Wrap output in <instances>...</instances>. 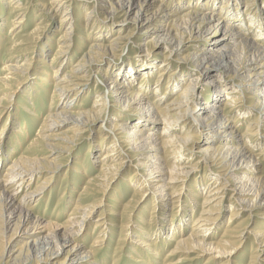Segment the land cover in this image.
<instances>
[{"label": "bare ground", "instance_id": "bare-ground-1", "mask_svg": "<svg viewBox=\"0 0 264 264\" xmlns=\"http://www.w3.org/2000/svg\"><path fill=\"white\" fill-rule=\"evenodd\" d=\"M78 1L83 3L78 10L81 12L86 10L82 22L90 18L92 20L98 16L99 11L105 13L109 8L106 14L109 17L108 21L111 22L110 28L114 23L110 17L112 19L117 17L120 20L117 33L108 43H104L108 28L101 27L98 21H93L85 37L90 38L96 30L97 33L92 35L93 39L89 43L87 54L64 73L62 67L70 62L67 61L69 58L62 59L53 69H51L53 63H49L41 73L47 77V81L42 77L37 79L39 83L41 82L38 85L39 90L44 88L43 81L53 89L50 93V110L42 119L36 137L25 144L26 149L18 158L9 161L5 173L0 177V259L5 257L7 245L13 237H27L36 233L33 240L23 241L11 251L7 256L10 263L99 264L102 262L104 264L106 259L102 258L98 261L97 248L102 245L101 243L103 245L108 243L105 237L111 236L117 229L119 233L112 256V264H117L123 246L122 238L132 233L127 227L128 221L122 219L123 211L127 209L128 204L120 207V198L112 199V209H109V205H107L109 208L103 207L95 219L91 230V235L93 236L94 233V237L87 251L84 250L83 245L74 241L85 228L89 227L87 217L91 208L100 206V203L104 202L102 195L107 188L104 179L112 178L119 170L128 169L130 165H126L127 160H131L135 162L134 167L145 174H139V178L136 179L138 172H133L131 180H134V184L140 185L135 186L134 190L142 193L141 190L146 191L149 184L153 183L154 190L156 189L158 194L154 195L150 214L156 211L163 215L162 219L156 222L158 224L156 229L149 228L151 216L149 222L145 224L146 232H150V236L146 233L144 237L147 240L148 237H153L152 240H148L152 245L150 242L145 244L147 240L140 242L139 245L143 250L146 247L150 252L149 255H157L154 254L156 250L153 248L156 243L159 244V250L165 247L166 243L159 241L161 237L158 235L162 231H167L164 235L169 237L167 241L173 243V247L164 254L166 257H163L161 264L190 263L193 259L187 260L189 254L198 256L199 252L212 247L215 249L220 246L231 247L229 252L235 254L239 247L250 240V247L255 243L261 250L257 247L253 249L249 264H264V171L261 167L264 159V0H260L261 5L256 4L257 0H51L47 5L36 4V8L41 9L43 13H49L52 17L62 13L60 20L57 21L58 26L69 22L67 30L57 41L51 62L66 53V49L70 47L71 43L66 42L69 37L68 31L73 29L70 20L77 8L75 2ZM17 7L18 5L11 11L14 16L21 14L17 11ZM180 10L181 13L177 14L176 12ZM23 17V14L18 16L9 29L10 37H6L7 49L16 50L17 47L19 49L24 45L26 38L20 40L19 31L16 32H19L18 34H13L14 30L21 29V24L25 22ZM127 24L131 25L132 29L123 35L122 28ZM109 33L111 32L107 35ZM134 33L137 38L149 37L145 45H152L150 53L146 51L141 54L140 60L133 61L145 68L133 66L129 59L125 71L120 72L121 67L114 70H118L113 73L116 77H112L110 71L100 74L97 70L95 76L91 77L90 73L94 72V67L100 68L99 66L104 63L107 68L114 66L110 63L114 60V51L124 42L131 41V35ZM199 44L203 47L197 49L195 53L190 52ZM159 51H163L161 62L149 60L151 56L159 55ZM168 56L169 60L170 56H176V63L188 64L190 70L187 75L191 74L188 79L187 75H182L181 67L174 66V70L170 71L169 67L172 66L169 62H165ZM25 62L28 63L29 60ZM25 62L20 67L2 66L4 73L0 77V82H3L0 83L1 88H8L9 85L6 83L10 77L8 75L26 69ZM48 71L52 76L48 75ZM154 72H157L155 80ZM201 79L202 85L198 82ZM93 80L95 90L92 91L91 107L88 110L75 108L79 96L82 93L89 94L88 82ZM228 80L229 83L226 82ZM145 83L148 84L144 85ZM226 85L230 86L227 90L204 96V87L214 90ZM179 87L182 89L175 98L167 101V98ZM1 88L0 93L3 90ZM85 89L87 90L83 92ZM56 92H59V97ZM7 94L10 95L7 92L3 100L6 99ZM34 94L35 97L39 96L38 90L34 91ZM56 98L65 100L64 105H60L59 109L52 107ZM202 98L210 99L211 103L205 105ZM221 100L223 107L219 108L218 102ZM243 100L247 101V108L249 107L250 111L243 108L245 107L241 104ZM109 102H112L111 107L114 109L138 112V119L133 123L132 119L126 116H114L105 121V124L108 121L113 123L111 127L106 128L104 114ZM24 108L22 113L36 120V109L29 111L27 107ZM22 113H19V117H22ZM248 116L251 119L248 120L244 131L239 132L241 123ZM11 117L13 116L9 115L7 118L11 119ZM22 119L24 123V118ZM99 120L102 123L98 126V130H94L93 126ZM128 123L133 126H129ZM27 126V123L20 124L17 130L11 132L8 137L9 141H13L11 147L9 141L6 146L1 145L6 127L2 135L0 132V164L1 160L4 159L5 162L8 157L6 150L11 149L12 152L14 143L20 146V140L28 136ZM69 126L72 131L67 134L68 130L65 129ZM204 130L206 135L203 140L197 141L202 135L198 134V131L203 133ZM56 131L60 133L48 134ZM86 132H89L86 136L89 142L96 138V133H99L96 154L104 150L105 139H111L109 146L105 148L107 151L101 153V159L98 161L99 174L95 177H86L91 162L78 163V168H74V172L86 177L84 187L77 193L76 200H73L72 211L65 222L61 225L52 223V220H46L47 215L38 214L31 206H27L38 201L40 194L52 182L59 166L54 162L64 153H69ZM54 138L61 142L62 147L57 149L52 145ZM260 144L262 150L252 154V149ZM45 149L49 150L50 155L44 158ZM196 155L197 161L209 168L212 173L209 180L212 181L205 184V195L199 205L192 202L190 208L183 205L177 213H173L174 203L178 201V190L198 164V162L192 163V158ZM148 168L149 172L146 174ZM41 172H52V174L45 181L37 183L33 190L30 189L33 180L38 179ZM127 182L131 183V181ZM203 185L204 183L200 186ZM196 189L200 192L199 187ZM97 194L102 197L96 204L84 205L85 198ZM65 195L62 192L60 197L58 196L57 203L61 202ZM143 197L142 193L139 201ZM71 201L69 195L65 207ZM194 204H196L195 208ZM228 205L239 206L245 210L248 213L247 219L257 216L262 220L258 221L255 229L248 231L245 229V224L229 225L243 214L239 209L231 211L219 242H210L208 230L220 224L221 215L227 210ZM119 209L122 211L119 212ZM188 209L191 214L197 209V215L192 221L189 234L184 236L185 224L182 221ZM255 210L257 213L261 210V213L256 215ZM168 211L170 219L166 220L164 216ZM116 218L118 223L114 225ZM143 230L138 228V236L144 234ZM8 231L11 233L4 244L3 237H6L5 233ZM206 241L209 243L204 244ZM133 243L138 242L133 241ZM219 250L226 251L224 248ZM64 252L63 261L56 262ZM177 254L184 255L173 259ZM153 258L152 260L156 262ZM149 261L147 257L144 262L142 259L134 262L148 264Z\"/></svg>", "mask_w": 264, "mask_h": 264}, {"label": "rangeland", "instance_id": "rangeland-1", "mask_svg": "<svg viewBox=\"0 0 264 264\" xmlns=\"http://www.w3.org/2000/svg\"><path fill=\"white\" fill-rule=\"evenodd\" d=\"M50 1L51 0H0V77L4 73V72L2 73V69H1L2 66L6 65V66H19L20 67L22 66V64H24L25 60H29L28 63L25 62L27 67L24 71H20L18 73L8 75L10 76L9 80H7V82L4 81L9 85L8 88L0 87L1 89H3L1 91L2 94L0 93V99H2V101L0 102V111H1L0 132H1V135H2V131L4 127H6V129L3 132L4 134L2 137L1 145L3 144H5V146L7 145V142L9 141L8 137L10 136L11 132L14 130H17L20 124L24 125L25 123H27L28 125L27 130L29 129L28 134H27L28 136L23 137L25 141L23 139L20 140L22 143V144L20 143V146L17 145V143H14V147H13L14 149L12 150V152H11V149H8V151L6 150V157L7 156L8 157L6 158L7 161L5 160V162H3L4 159L1 160L0 177L3 176V174L5 173L6 166L9 165L10 162L13 161V159L18 158L20 154L22 153V151L26 149L25 144L28 141H30L31 138L36 137V134L38 132L42 119L46 116L47 114L46 112L50 110L49 109V106L51 103L50 93L53 91V89L52 87L47 86V83L43 81L42 83H44V88L42 90H39L38 85L41 84V82L39 83V80L37 81V79L40 77L45 78V81H47V77L41 74L43 70H45L44 69L45 66L48 65L49 63H53L52 68H51L53 69L54 67H57V65L59 64V62L62 61V59L69 58L67 59V61L70 60V62L67 64L65 63V65L62 67L64 69L62 73H64V72H68L69 69L73 67V65H75L78 61H80L81 57L87 54L89 43L93 39L92 35L97 33V30H96V32L90 35V38L85 37V34L88 33V29L91 26L93 21L100 22L99 25L101 27L105 26L104 28H108L107 31L111 32L108 35H107L108 32L106 33L105 40L103 41L104 43H108V41L112 38V36L116 35L115 33H117V26H119L118 22L120 20H118L117 17H113L114 20L112 19V17H110L111 21L114 22L110 28L109 25L111 24V22L108 21L109 17L106 14L109 11V8L106 10L105 13L103 11H99L98 16L97 17L95 16L94 18H92V20L90 18V19H87L88 21L82 22L83 18L85 17L86 10L82 12L78 10V7L79 6L81 7L83 3L79 1L77 3L75 2V8L76 7L77 8L74 11V16H72V19L70 20L71 26L73 27V29H70L68 31L69 37H68V42H66L68 44L69 42L71 43L70 47L66 49L67 51L66 53L61 54L58 57L55 56L56 60L51 62L50 60L53 58L54 51L56 50V47H57V41L61 37V35L67 30L66 28L69 26V22H64L62 25L58 26L57 21L60 20L59 18L62 16V13L57 14L58 18L52 17L49 13L48 14L43 13L41 9H39L38 7L37 9L35 7L36 4H46L47 5ZM256 4L261 5V1L257 0ZM17 5L18 7L16 9H18L17 11L19 13L24 15L23 18L25 22L21 24V29L14 30L13 34L19 31L20 32V33L18 32L19 34L16 33L19 35L18 38L20 40H23L26 38V41L24 45L22 46V48L19 47L18 49L17 47L16 50H10V49H7L8 47L6 46L8 42V40L6 41V37L7 36L10 37L8 35L9 29L12 26V23L16 21L18 16L21 15L19 14V15L14 16L13 13L11 14L12 9H15L14 7H16ZM181 11L182 10L176 13L179 14L181 13ZM101 21H104V22H101ZM104 28H102V31L104 30ZM109 29H112V30H109ZM131 29H132L131 25L127 24L126 27L122 28L123 35H126L128 31H131ZM148 39L149 37L137 38V35H135V33L132 34L131 41L124 42L114 51V54H113L115 56L114 60L111 59L113 61L110 62L114 66L113 67L110 66L109 68H107L106 63H104L99 66L100 68L94 67L93 69L94 72L90 73V76L91 77L95 76L94 73L97 70L100 74H106L107 71H110L111 76L116 77L113 75V73L115 74V72L118 70L116 71L114 70L117 69V67H121L119 71L120 72L123 70L125 71L126 70L125 68L128 66L127 64L129 62V59H130V62L134 64L133 66L138 67L139 65H137L133 61L136 59L140 60L142 57L141 54L146 53V51L149 53L150 51H152L151 44L145 45L146 43L145 41H147ZM202 47L203 46L199 44L197 48H195L192 51L190 50V52L195 53L197 49H200ZM158 53L159 55L151 56L149 60L157 61L158 63L161 62L162 60L161 56H162L163 51H159ZM176 58H177L176 56H170V60H169V56H168L167 60L165 61V62H169L170 66H172V67H169L170 71L174 70L173 69L174 66L181 67L182 75H187L188 71L190 70L188 64L184 62L182 64L176 63L175 62ZM140 67L141 69L145 68V66H139L138 68ZM154 73L156 74V75L154 74V77H153V79L155 80L157 76V72H154ZM48 75L52 76V73L48 71ZM190 75H187V79L189 78ZM214 79L216 80V78ZM198 82L199 84L202 83V79L201 81H198ZM226 82L229 83V80ZM0 83H3V82H0ZM94 83H95L94 80L92 82L91 81L88 82L89 94L86 95V93L85 94L82 93L83 95L81 94L79 96L78 104L76 103L75 108L81 107V109L83 110H88L91 107L92 100H93L92 91L95 90L93 88ZM147 84L148 83H145L144 85H147ZM228 86L229 85H226L222 88L218 87L219 89L217 88L214 90H210L208 87H204L205 89L204 90L202 89V90L205 93L204 96L206 97V95L208 96L210 94L215 95V93H217V91H220V90L225 91V89L227 90L230 87ZM181 89L182 87H179L178 89H176V91L173 92L168 97L169 99L167 98V101L175 98V96L180 92ZM37 90H38L39 96L35 97L34 91H37ZM86 90L87 89L83 90V92H85ZM162 90H163V87H162ZM7 92L10 93V95L7 94V97L9 98L6 97V99L3 100ZM56 95L59 97V92H56ZM71 98H69V100ZM58 100L59 98L55 99V101L52 104V107H56V109H59L60 105H64L63 103H65V100H61V99L59 101ZM202 100H203L202 102H204L205 105L206 103H211L210 99L208 100V99L202 98ZM72 103L70 105H72ZM241 104L245 106L243 108H246L245 109L246 111L251 110L249 109V107L247 108V105H248L247 101L243 100V103ZM111 105H112V102H109V104L107 105L105 114H104V126L106 128L111 127L113 123L111 122L109 123L108 121V123L105 124V121H107L109 118H112L114 116L115 117H117L118 115L126 116L128 117V119L130 120L132 119L131 120L132 122L137 120L138 119L137 117H139L138 112H135V111L126 112L125 111L126 109L125 110L114 109L111 107ZM24 107H27L26 109L29 111L33 110V108L36 109V120L34 117H31L27 114L22 113V109H25ZM218 107L219 108L223 107L222 100L218 102ZM19 113H22V117H19ZM9 115L13 117H11V119L10 118L8 119L7 117ZM22 118H24V121H25L24 123H23ZM233 118H235V116H233ZM250 119L251 117L248 116V118L245 119L243 123H241L239 127V132L244 131L247 125V122ZM101 123H102L101 120L97 121L96 124L93 126V129L98 130V126ZM128 125L133 126L131 123H128ZM71 129H72L71 126L67 127L65 129V130H68L66 133L70 134L72 131ZM142 130H145V129H142ZM145 131L148 132L147 130ZM57 133L59 134L60 132L56 131L55 133H48V134L56 135ZM88 133L89 132H86L84 135L81 136V138L77 141L76 145L73 146V148L71 149V151H69V153H64L63 156L59 157L58 160L54 162L55 164H57V166L58 165L59 166L55 172V175H53L52 182L46 189L43 190L44 192L40 194L38 201H34L31 205L27 206V207L31 206L38 214L44 213L43 215L45 216L47 215L46 220H52V223L61 225L65 222L68 215L72 211V204L77 198V195H78L77 193L80 191V189L84 187L86 177H95L99 174V162L98 161L101 159V153L107 151L105 148L109 146L108 144L111 139L108 140L106 138L105 139L106 145H105V142L103 143L104 150H101V153L99 151L98 154H96L95 152L98 151V148H96V145H98L97 142L99 139L97 138L99 136V133L95 134L96 138L94 137L93 139H91V142H89V140L86 137ZM198 134H202L200 138H197V141H201L203 140L202 138H204V136L206 135V131L204 130L203 133H201V131L200 132L198 131ZM56 138H54L55 140L52 145L58 149L62 146H61V142H58ZM11 145H13V141H9V147H11ZM95 148L97 149V151H95ZM261 150H262V146L260 144L256 148L252 149V154L258 153ZM48 151L49 150L45 149L44 154H43L44 158L50 155ZM197 159H198L197 155L194 156L192 158V163L194 164L198 162ZM185 160H187V158ZM83 162H85V164H89L91 162V164L88 165L89 169L86 171V177L81 176L80 174H76L74 172V168H78L77 166L78 163L81 164ZM134 164L135 162L131 160L129 161L127 160L126 165L127 166L130 165L128 169L119 170L118 173H116L112 178L106 177L107 179H104V181L106 182L105 184H107L105 193L104 195H102L104 198V202L100 203V206L91 208V211L88 213V217H87V222L89 223V227L85 228L80 233V235L76 238L74 243L83 245L85 248L84 250L87 251L94 237V233H93V236L91 235V230L95 224L94 223L95 219L99 216L103 207L107 208L108 207L107 205H109L110 208L109 207L108 208L112 209L111 208L112 199L120 198L119 200L121 201L120 207L126 203L128 204V206L126 207L127 209L123 211L124 214H123L122 219H126V221H128L127 227L128 229L132 230L131 231L132 233H129L127 234L125 238H122L123 246H122V249L120 250V254H119L120 257L118 258L117 264H140L134 261H137V260L141 261L142 259V262H144L145 258L147 257L150 260L149 261L150 263L148 264H161L162 260L166 257L164 256V254L167 251L172 249L173 243L171 242L168 243L167 240L169 239V237L167 235L166 236L164 235L165 233L167 234V231H162L158 235V237L159 236L161 237L158 240L159 241L162 240L161 242L166 243V245L165 247H162V250H159V244L158 243L155 244L153 248L156 250L154 252V254H157L156 256L149 255L150 252L146 250V247L144 248L145 250H143L141 248V245H139L140 242H145L147 240L144 237L146 233H148V235L150 236L149 234L150 232H146L147 229L145 227L146 222H149L148 220L149 217L150 216L152 217L149 228L152 227L156 229L158 225L156 224V222H159L162 219L163 215L158 214L156 211H153V213L150 214L152 211L151 204L153 203L154 198H155L154 195L158 194L155 191L156 189L154 190L155 186H153L154 185L153 183L151 185L149 184L146 191L144 190L140 191L144 194L145 198L143 197L139 201L140 195L142 193H137L138 190L135 191L134 187L135 186L138 187L140 185L137 183L134 184V180L133 181L131 180L133 179L131 175L133 174L134 171L138 172V175H136V179H138L139 174H142V175H145V174H143V172H141L139 169L134 167ZM261 167H262V171H264V159L262 160ZM148 172H149V168L146 171V174ZM51 174L52 172H41L38 179L33 180V183L30 189L33 190L37 183H41L45 181V179L48 176H51ZM211 174L212 173L210 172L209 168H207L201 162H198V164L193 168L191 176L184 181L183 186L180 188V190H178V193H177L178 201L174 203L175 206H174L173 213H177L183 207V205L185 207L190 208L192 202L196 203L197 205L200 204L201 198L205 195V191H206L205 184L207 182L212 181V180H209V177ZM205 179L207 180L205 181ZM127 181H131V183L129 182L130 184H128ZM203 183L204 185L201 187L200 185ZM151 187H153V189ZM197 187L200 188V192L197 191L196 189ZM71 190H72V193H70ZM62 192L66 194L65 198L61 202L57 203L58 196L61 195ZM69 195L71 196L72 201L69 202V204H67L65 207V204L67 202V197H69ZM102 196L100 194H97L94 196L95 198L94 197H89L87 199L85 198L84 205H88V206L94 205L96 204L97 200L99 201L101 199ZM162 202H165V201H162ZM196 204L193 205L194 208ZM226 208L227 210H224V213H222L221 215L220 224L214 225L212 229L210 228L208 230V232L210 233L209 235L211 239L210 242H213V243L219 242V240L221 239L223 230L226 229L225 228L226 223L227 221H229L231 211L239 209L240 212H243V214L240 217H238L236 220L231 221L229 225L231 224L234 225V224H239V223L245 224L246 225L245 229L248 231L255 229L257 227L256 224L258 223V221L262 220L260 218H257V216H251L247 219L248 213L245 212V210H242V208H240L239 206L228 205ZM121 211L122 209H119V212ZM259 213H261V210L258 211V213H257V210L254 211V214L256 215ZM169 214H170L169 211L165 214L164 218L166 220L170 219ZM190 214H191V211L190 209H188L182 221L185 224L184 226L185 230L183 232L184 236L189 234V231H190L189 229L192 226V221L196 218V215H197V209L193 211V214L191 215ZM114 221H116L114 222V225L115 223L116 224L118 223L117 218ZM171 226H173V224H171ZM138 228H141V229L143 228L144 230L142 231V233L144 234L140 233L141 235L138 236L139 234ZM10 233L11 231H8L5 233L6 237H3L4 244L6 241H8V237ZM118 233H119V230L117 229L114 230V233L111 236L105 237L108 243H106L105 245L101 243L102 245L99 248H97L98 255H100V256L97 255V258L99 257L98 261L104 258L106 259V262L104 264H112V256L114 254L113 252L115 248V243L117 241ZM86 234H88V236H86ZM35 235L36 233L34 235L32 234L28 235L27 237L26 236L21 237V238H19L18 236L13 237L10 240L9 244L7 245V248H6L7 252L4 255L5 257L0 259V264H12L7 260V256H9L11 251H14L21 244V242L29 240V239L33 240ZM138 237H140V239ZM152 239L153 237H150V238L148 237V240H152ZM158 240H156V242ZM133 241H136L138 243L135 244L133 243ZM149 242L150 241L145 242V244L146 243L148 244ZM151 243L152 242H150V244ZM207 243H209V241H206L204 244H207ZM250 244H251V240L248 241L246 244L242 245L241 247H239L237 249L238 251L236 250L237 252L235 254L229 252L231 250V247L220 246V248L218 249H215V247H212V248L208 247L211 249L199 252L198 256H194V254H189L190 257L187 260L193 259V261H191L190 263L183 262L181 264H249L253 249H255L256 247L260 249V247L256 245L255 243L251 247H250ZM222 248L226 249V251L222 252L219 250ZM137 250L140 253H138ZM183 255L184 254H177L173 256V259L182 257ZM64 257H65V252L57 258L56 262L63 261ZM152 258L154 260L156 259L155 260L156 262H154ZM206 258L207 260H205ZM99 264H102V262H99Z\"/></svg>", "mask_w": 264, "mask_h": 264}]
</instances>
